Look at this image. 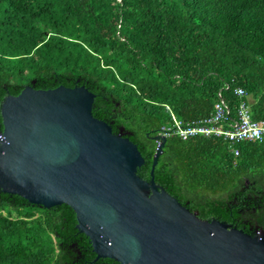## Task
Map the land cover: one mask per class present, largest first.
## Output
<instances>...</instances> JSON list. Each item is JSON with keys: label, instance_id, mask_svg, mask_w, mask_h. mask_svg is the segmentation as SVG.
Returning a JSON list of instances; mask_svg holds the SVG:
<instances>
[{"label": "trees", "instance_id": "1", "mask_svg": "<svg viewBox=\"0 0 264 264\" xmlns=\"http://www.w3.org/2000/svg\"><path fill=\"white\" fill-rule=\"evenodd\" d=\"M26 86L85 87L148 181L171 115L198 122L222 101L228 120L244 103L264 123V0H0V106ZM165 140L156 185L201 220L264 233V139L236 144L238 156L221 138ZM0 264L118 263L96 259L68 206L0 191Z\"/></svg>", "mask_w": 264, "mask_h": 264}, {"label": "water", "instance_id": "2", "mask_svg": "<svg viewBox=\"0 0 264 264\" xmlns=\"http://www.w3.org/2000/svg\"><path fill=\"white\" fill-rule=\"evenodd\" d=\"M85 87L26 86L0 106V191L45 209L66 205L96 259L118 264H264V233L201 220L162 187L123 134L92 115Z\"/></svg>", "mask_w": 264, "mask_h": 264}, {"label": "built area", "instance_id": "3", "mask_svg": "<svg viewBox=\"0 0 264 264\" xmlns=\"http://www.w3.org/2000/svg\"><path fill=\"white\" fill-rule=\"evenodd\" d=\"M234 93L238 97L245 95L241 89L235 90ZM228 114L226 105L219 101L214 106L212 114L198 122L182 123L171 115L172 124L160 128L157 136L164 139L178 137L183 141L197 136L221 138L231 146L234 156H238V150L234 147L236 144L263 141L264 123L251 119L248 106L244 103L239 105L236 120H228Z\"/></svg>", "mask_w": 264, "mask_h": 264}, {"label": "bare ground", "instance_id": "4", "mask_svg": "<svg viewBox=\"0 0 264 264\" xmlns=\"http://www.w3.org/2000/svg\"><path fill=\"white\" fill-rule=\"evenodd\" d=\"M245 144V143H244Z\"/></svg>", "mask_w": 264, "mask_h": 264}]
</instances>
